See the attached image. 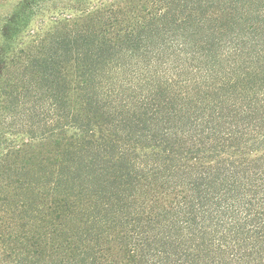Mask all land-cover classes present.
<instances>
[{
  "label": "trees",
  "instance_id": "1",
  "mask_svg": "<svg viewBox=\"0 0 264 264\" xmlns=\"http://www.w3.org/2000/svg\"><path fill=\"white\" fill-rule=\"evenodd\" d=\"M0 7V264H264V0Z\"/></svg>",
  "mask_w": 264,
  "mask_h": 264
},
{
  "label": "rangeland",
  "instance_id": "2",
  "mask_svg": "<svg viewBox=\"0 0 264 264\" xmlns=\"http://www.w3.org/2000/svg\"><path fill=\"white\" fill-rule=\"evenodd\" d=\"M4 11H6V8L5 7H0V12L2 13Z\"/></svg>",
  "mask_w": 264,
  "mask_h": 264
}]
</instances>
